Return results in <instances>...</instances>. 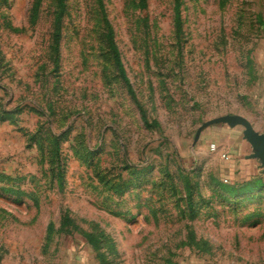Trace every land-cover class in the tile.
Here are the masks:
<instances>
[{"label":"rangeland","instance_id":"rangeland-1","mask_svg":"<svg viewBox=\"0 0 264 264\" xmlns=\"http://www.w3.org/2000/svg\"><path fill=\"white\" fill-rule=\"evenodd\" d=\"M232 117L264 126V0H0V264H264Z\"/></svg>","mask_w":264,"mask_h":264},{"label":"crops","instance_id":"crops-1","mask_svg":"<svg viewBox=\"0 0 264 264\" xmlns=\"http://www.w3.org/2000/svg\"><path fill=\"white\" fill-rule=\"evenodd\" d=\"M241 127L237 126L234 128H228L229 130H226L228 133L227 137L228 139H231L232 137L236 138V142L229 141L226 143H221L219 141V146L221 148L222 155L227 156V160H234L235 163L240 164L243 167L246 166H252V168H255V172H249V175H255L256 170L263 172V168L261 167L260 161L257 159H252L251 156L254 153L251 144L244 138V132H241L242 130H239ZM260 134H264V126L258 130Z\"/></svg>","mask_w":264,"mask_h":264},{"label":"water","instance_id":"water-1","mask_svg":"<svg viewBox=\"0 0 264 264\" xmlns=\"http://www.w3.org/2000/svg\"><path fill=\"white\" fill-rule=\"evenodd\" d=\"M221 121L227 123L231 128L237 126H243L245 128L244 138L251 144L254 151L251 158L260 161L261 167L263 168L264 172V134H260L254 131V129L248 124V122L241 117L225 118Z\"/></svg>","mask_w":264,"mask_h":264},{"label":"built area","instance_id":"built-area-1","mask_svg":"<svg viewBox=\"0 0 264 264\" xmlns=\"http://www.w3.org/2000/svg\"><path fill=\"white\" fill-rule=\"evenodd\" d=\"M211 150L212 151H216L217 150V146L215 144L211 145ZM223 158L227 159V156L223 155Z\"/></svg>","mask_w":264,"mask_h":264}]
</instances>
